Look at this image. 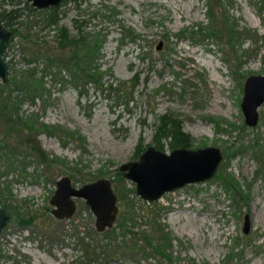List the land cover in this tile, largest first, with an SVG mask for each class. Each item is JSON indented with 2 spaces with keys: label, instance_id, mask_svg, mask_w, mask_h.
Returning a JSON list of instances; mask_svg holds the SVG:
<instances>
[{
  "label": "rangeland",
  "instance_id": "rangeland-1",
  "mask_svg": "<svg viewBox=\"0 0 264 264\" xmlns=\"http://www.w3.org/2000/svg\"><path fill=\"white\" fill-rule=\"evenodd\" d=\"M9 2L14 4L6 9H19V27L43 45L33 55L26 47L30 40L13 34L4 51L0 112L9 115H0V206L8 217L0 231V264H80L82 243L94 240L109 243L102 264H264V98L254 125L244 123L239 105L244 79L264 72L263 0H221L227 24L237 31L232 45L224 42L225 31H198L210 24L205 0H82L79 7L73 0L60 2L59 22L71 34L76 17L85 21L82 33L97 38L94 63L105 85H121L118 98L91 85L78 96L64 68L44 69V55L56 51L55 26L42 23V8ZM26 68H34L39 81L32 90L14 82ZM135 75L131 88L126 80ZM85 101L92 105L81 106ZM164 112L181 120L191 140L187 147L216 146L222 159L210 178L146 201L118 166L137 159L147 145L157 148L154 126ZM161 142L157 149L169 152L167 141ZM226 174L242 197L222 183ZM62 175L74 185L109 179L117 204L112 239L96 230L81 198H73L68 217L50 213L49 197ZM157 227L169 237V258L152 252L140 235L154 237ZM122 242H132L133 250H124Z\"/></svg>",
  "mask_w": 264,
  "mask_h": 264
},
{
  "label": "trees",
  "instance_id": "trees-1",
  "mask_svg": "<svg viewBox=\"0 0 264 264\" xmlns=\"http://www.w3.org/2000/svg\"><path fill=\"white\" fill-rule=\"evenodd\" d=\"M63 1L67 0H62L61 2ZM81 1L82 0H73V3L76 7H79ZM220 2L221 0H205L206 18L210 21V24L205 27L199 26L197 29L200 32L205 30L209 33L208 35L213 36H223V32L225 31L226 37L224 39V42L228 45H232L234 36L236 35L237 31L234 25L227 24L228 16H226L225 14L226 11L224 7H220ZM7 4L13 5L14 3H10L9 0H0V21H3V24L10 31L9 40L13 34L19 35V37H27V39L30 40V43L26 44L27 49H29L30 53H32L33 55L36 54V52H39L40 49V46H38V44H40V41L36 40V37L33 40L30 39L33 37L29 38L30 34L28 33V29L26 27H23L21 29L19 27L23 22L19 19L20 12L18 7H10L6 9L5 5ZM24 4L27 7L31 8L26 2ZM59 4L60 3L41 9V11L43 12L41 16L42 23L45 25L55 26L56 29L54 34L55 37L54 39H52L54 43V49L56 51L53 52V55H44V59L46 60L44 69H46L47 67L49 68V66L51 65H54L57 69V72H59L60 68H64L68 74L69 81L72 82L75 87H77L78 96L85 94L88 85H91L94 90H96V92L100 94L104 93V96L106 97H109L110 91H114L116 98L121 97L119 96V93H117L119 90L120 92L124 91L119 88L121 85H119V83L117 84L119 85L118 87L112 86L111 83L105 85L103 80L101 79L100 72L97 69L96 64L94 63V58L99 47V42L96 40L97 38L91 37V35L88 33H85L86 35L83 34L81 28L85 21L84 19H77L76 17L72 19L74 22V26L76 27V33L71 34L68 28L59 22ZM136 36L137 34L133 30H130V38L135 39ZM45 42H47V40ZM26 61L29 60L26 59ZM23 71H25L24 76L21 79L17 78L16 81H14L16 82L15 84H20L21 86L25 85L30 90L34 89L39 83L38 79L35 76L34 68H26ZM54 76L55 73L53 72V77ZM136 79L137 77L135 75L133 78L131 77L126 80L127 82H129L131 88H133V85L136 83ZM129 99H131V97L122 100V104L124 106H127ZM91 105V101H85V103H83L81 106L90 107ZM5 114L9 115V113H4L3 111L0 112V115L2 116H4ZM6 120L8 121L10 119L6 118ZM20 122L21 121H19V123ZM24 124L28 126L30 125L27 123ZM16 125H18V121H16ZM41 128L46 132H52L51 128H48V126H46L45 124H41ZM153 139L157 148H162V139L167 141L171 149L175 147H187L191 144L189 134L185 132L181 127V120L177 117L171 116V114L168 112L161 113L158 116L157 122L154 126ZM25 140L28 141L27 139ZM32 148L36 151L38 157L41 160L45 158L43 150H41L38 146L32 145ZM259 166H262L261 162ZM218 176L219 178L221 177V175H217V177ZM221 179L225 187L228 190L232 191L236 198L242 197L241 193L237 191L238 189H236L235 186L236 182L231 175L226 174V176H222ZM149 220H151L152 224L155 223L153 218L150 217ZM22 221L27 222L28 220ZM154 226L156 227L157 225L154 224ZM153 229L156 233L154 237L153 234L149 235V233L140 234L141 237H143L146 244L149 245L152 252L164 255L166 258H169V254L165 250V248L169 244V237L158 227ZM113 230V227H108L101 230V232L104 231L103 237L108 240L112 239L114 236ZM128 232H130V230H128ZM151 240H153L154 242H151ZM122 243L124 250H133L134 244L132 242H130V244L126 242ZM88 244L89 243H82L84 259L79 263L102 264L108 256L109 243L107 245V242L100 243L98 240H94L93 245L89 246Z\"/></svg>",
  "mask_w": 264,
  "mask_h": 264
},
{
  "label": "water",
  "instance_id": "water-1",
  "mask_svg": "<svg viewBox=\"0 0 264 264\" xmlns=\"http://www.w3.org/2000/svg\"><path fill=\"white\" fill-rule=\"evenodd\" d=\"M35 8H46L60 3L62 0H26ZM264 2V0H263ZM10 36L7 27L0 24V80L7 76V63L4 51ZM160 42L157 44V48ZM264 98V72L249 74L243 82L240 109L246 125H254L257 121L256 108ZM222 159L221 150L213 145L203 147H175L169 152L147 145L135 160L121 163L118 169L124 177L134 182L136 194L146 201H152L162 193L210 178ZM81 198L94 216V227L101 231L113 224L117 212L116 196L109 179L97 177L93 180L74 185L67 175L55 180V187L50 195L49 203L57 208V200L62 201L69 213L74 210V199ZM54 208L53 211L56 209ZM68 214V213H67ZM8 217V211L0 206V230ZM248 229L247 214L244 215L243 231Z\"/></svg>",
  "mask_w": 264,
  "mask_h": 264
},
{
  "label": "flooded vegetation",
  "instance_id": "flooded-vegetation-1",
  "mask_svg": "<svg viewBox=\"0 0 264 264\" xmlns=\"http://www.w3.org/2000/svg\"><path fill=\"white\" fill-rule=\"evenodd\" d=\"M49 198H50V197H49ZM57 201H58V204H57V205L60 204V206H58V207L56 208L55 205L52 204L53 207L51 208L50 213H51L52 215L56 216V218H65V217L70 216L74 210H73L72 212L69 213V212H68V211H69L68 209H66L65 207H61V206L63 205L62 201H60V200H57ZM74 203H75V201H74ZM54 208H56V209L53 211ZM74 209H75V208H74ZM67 213H68V214H67ZM0 231H1V230H0Z\"/></svg>",
  "mask_w": 264,
  "mask_h": 264
}]
</instances>
